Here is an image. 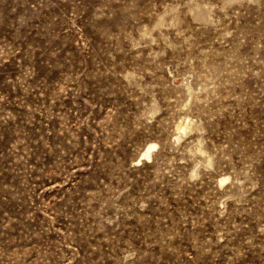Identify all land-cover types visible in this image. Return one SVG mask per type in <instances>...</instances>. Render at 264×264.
<instances>
[{
    "label": "rangeland",
    "instance_id": "obj_1",
    "mask_svg": "<svg viewBox=\"0 0 264 264\" xmlns=\"http://www.w3.org/2000/svg\"><path fill=\"white\" fill-rule=\"evenodd\" d=\"M0 264H264V0H0Z\"/></svg>",
    "mask_w": 264,
    "mask_h": 264
}]
</instances>
